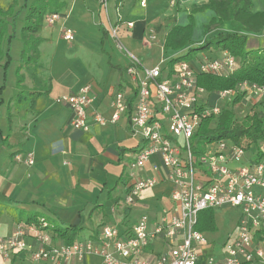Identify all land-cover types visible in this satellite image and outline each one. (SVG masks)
I'll return each instance as SVG.
<instances>
[{
  "label": "crops",
  "instance_id": "1",
  "mask_svg": "<svg viewBox=\"0 0 264 264\" xmlns=\"http://www.w3.org/2000/svg\"><path fill=\"white\" fill-rule=\"evenodd\" d=\"M37 1L29 0V3ZM146 1V6H142L141 0H107L106 5L102 0H54L46 8V14L58 13L59 18L53 24L44 19L35 34L42 38L36 74L21 70L25 76L24 88H43L45 82L49 89L35 100L30 110L18 108L11 101L20 91L17 67L22 49L20 58L11 49L12 62L8 68H4L6 57L0 59L1 235H11L18 224L25 223L21 218L36 213L38 218H46L55 226H81L77 239H93L98 245V236L105 225L117 226L124 232L133 226L130 222L133 217L138 219L142 214L156 217L164 207H174L171 201L174 184L167 177L168 168L160 154H153L142 168L130 167L144 143L130 130L137 75L142 76L143 72L140 70L137 75L129 72L131 60L127 50L140 57L143 67L161 65L164 70L173 69L176 63L171 68L169 61L189 48V44L182 49L163 48L164 38L174 24L185 26L193 20V46L221 31H236L248 36V49H264V28L253 32L245 30L235 19L219 22L215 11L208 6L211 0ZM251 1L255 13L264 12V0ZM21 4V0H0V8L4 10L14 5L16 11ZM21 18L12 45L18 39L23 42ZM213 19L216 23L211 25ZM126 21H133L134 26L128 27ZM115 25L118 38L127 50L120 49L111 34ZM207 26H210L208 33ZM67 28L75 30L73 40L65 39ZM151 29L156 30L158 38L148 45L146 35ZM223 52L212 48L199 52L197 57H218ZM85 85L90 86L93 102L89 107V129L80 130L70 125L71 108L57 99ZM119 91L126 92L129 108L112 123L109 121L112 102ZM97 112L107 118L105 125L95 120ZM29 152L35 158L33 165L17 160L18 155L24 158ZM147 177L157 178L158 183L143 190L131 205L121 204L130 184ZM50 232L54 243L66 242L52 229ZM24 239L27 249L10 251L8 257L0 258L1 264H51L32 260L31 252L38 247L33 231L28 229ZM163 246V241L157 240L147 251L158 253ZM198 251L200 264H211L212 258L217 264L225 257V251L218 252L208 239ZM101 261L100 256L88 255L72 264Z\"/></svg>",
  "mask_w": 264,
  "mask_h": 264
},
{
  "label": "built area",
  "instance_id": "2",
  "mask_svg": "<svg viewBox=\"0 0 264 264\" xmlns=\"http://www.w3.org/2000/svg\"><path fill=\"white\" fill-rule=\"evenodd\" d=\"M102 2L107 4V0ZM141 4L146 6L147 1L141 0ZM58 18V13L45 15L50 24ZM126 25L133 27L134 22L126 21ZM111 34L117 40V46L126 49L118 38L117 25L111 27ZM64 37L73 40L75 30L65 29ZM157 38L156 30L151 29L145 43L151 45ZM127 52L131 60L129 72L135 75L140 70L143 72L142 76L137 75L136 103L130 115V130L144 143L130 167L142 168L153 154H160L168 168L167 177L174 184L171 193L174 207H164L156 217L144 214L138 224L124 232L117 226L105 225L98 236V245L93 239L56 244L49 229L17 225L11 235L0 234V258L8 257L10 251L26 250L24 238L29 229L38 243L31 252L35 262L72 264L74 260L82 261L88 255H97L102 258L100 264H200L198 248L207 244V238L196 228L199 212L232 206L242 211L238 232L227 243L225 257L217 264H264V140L252 155L247 147L227 139L216 140L208 143L197 158L193 155L191 143L202 120L218 116L222 104L236 94V89L242 88L259 97L264 96V85L242 82L236 89L215 93V101L210 103L212 95L198 84V75L227 76L231 73L237 67V59L228 51L224 50L218 57H198L195 64L181 60L173 69L166 70L161 65L143 67L137 54ZM57 101L71 108L70 125L73 128L89 129V107L93 102L89 85L73 94L61 96ZM112 107L109 121L116 123L129 108L126 92L116 93ZM94 118L101 125L108 121L98 112ZM17 160L28 165L35 163L32 152L24 158L18 155ZM130 176L134 177V174ZM157 183L155 177L133 181L121 204L131 205L143 190ZM42 224L48 227V222L43 221ZM157 240L163 241V249L149 254L147 249ZM210 263L215 264L213 258Z\"/></svg>",
  "mask_w": 264,
  "mask_h": 264
},
{
  "label": "trees",
  "instance_id": "3",
  "mask_svg": "<svg viewBox=\"0 0 264 264\" xmlns=\"http://www.w3.org/2000/svg\"><path fill=\"white\" fill-rule=\"evenodd\" d=\"M53 2L54 0H38L34 3H28V0H24V4L16 11H14V5L7 10L0 8V59L6 57L4 68H8L12 62V41L17 36L21 11L27 10L21 28L23 40L21 61L17 67V86L20 91L11 99L18 108L30 110L35 100L49 91L46 87L24 88L22 83L25 76L21 70H31L33 74H36V69L39 66L38 45L42 38L35 34L41 29L46 8ZM208 6L215 11L219 22L235 19L244 25L245 30L253 32H259L264 28V12L255 13L251 0H211ZM215 23L216 20L213 19L211 25ZM209 28L210 26L206 27V33H208ZM192 31L193 20L191 19L190 24L185 26L174 24L167 32L163 41L164 49H182L189 44L186 53L169 61L171 68L181 60H190L195 64L199 52L212 48L228 51L237 59V67L227 76L204 73L198 75V84L212 95L210 103L215 101V93L225 89H236L242 82L264 85V49H248L246 46L248 36L246 34L236 31H221L216 35L205 37L203 41L193 46ZM243 95L236 94L234 98L226 101L218 116L202 120L191 138L192 152L196 158L205 151L208 143L221 139H227L247 147L251 155L259 149V143L264 140V107L261 110H253L244 117L237 118L235 106L243 100ZM10 118L12 117L9 113ZM22 220L25 223L18 225H34L39 229H52L57 235L65 239L67 244H72L83 229L79 225L55 226L46 218H38L36 213L28 214L21 218ZM43 221L48 222V227L43 226ZM215 227L212 209L200 211L196 228L200 231H206L214 230ZM260 238L257 240L259 241ZM243 264L250 263L245 262Z\"/></svg>",
  "mask_w": 264,
  "mask_h": 264
},
{
  "label": "rangeland",
  "instance_id": "4",
  "mask_svg": "<svg viewBox=\"0 0 264 264\" xmlns=\"http://www.w3.org/2000/svg\"><path fill=\"white\" fill-rule=\"evenodd\" d=\"M21 2L22 4H24V0H21ZM28 3H29V0H28ZM22 4L20 6H22ZM26 13H27V10L23 9L21 11V16H23L24 18V16H26ZM22 45H23V42L21 41V39L15 40V42L13 43L12 54L15 57H19L20 52H21L20 49H22L23 47ZM45 84L46 83L43 82L42 84L43 88L45 87ZM236 94H244L243 100L238 105L235 106L237 118L244 117L245 115L249 114L253 110H261L264 107V96L252 97L247 91H243L242 88L236 89ZM236 94L231 95L227 101L234 98ZM212 213H213V217L215 220V226H216L215 229L206 230L202 232L204 233L205 237L208 239L210 243L215 244V247L217 248L218 252L225 251V254H226L225 249H226L227 243L232 241L238 232V223H239L242 211L238 207L223 206V207L213 208ZM142 215L138 219L133 217L130 220V222L134 223L133 225L138 224Z\"/></svg>",
  "mask_w": 264,
  "mask_h": 264
}]
</instances>
